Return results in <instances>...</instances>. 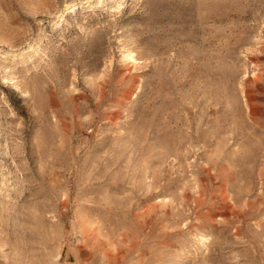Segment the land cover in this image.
<instances>
[{"label": "rangeland", "instance_id": "rangeland-1", "mask_svg": "<svg viewBox=\"0 0 264 264\" xmlns=\"http://www.w3.org/2000/svg\"><path fill=\"white\" fill-rule=\"evenodd\" d=\"M0 264H264V0H0Z\"/></svg>", "mask_w": 264, "mask_h": 264}, {"label": "bare ground", "instance_id": "bare-ground-1", "mask_svg": "<svg viewBox=\"0 0 264 264\" xmlns=\"http://www.w3.org/2000/svg\"><path fill=\"white\" fill-rule=\"evenodd\" d=\"M220 206H221V205H220ZM230 207H231V206H230ZM218 208H219V207H218ZM220 210H221V209H220ZM237 212H238V211H237ZM232 213H233V212H232ZM223 214H224V215H229V214H230V212L228 211V206H227V205H226L225 208H224V212H223ZM223 214H222V215H223ZM236 214H237V213H236ZM238 214H239V213H238ZM239 216H240V215H239ZM239 216H238V217H239ZM243 216H244V214H243ZM236 217H237V216H236ZM241 217H242V216H241ZM227 219H228V218H227Z\"/></svg>", "mask_w": 264, "mask_h": 264}]
</instances>
